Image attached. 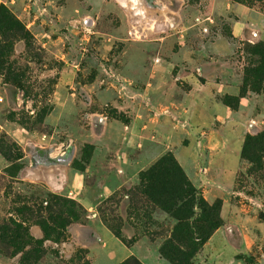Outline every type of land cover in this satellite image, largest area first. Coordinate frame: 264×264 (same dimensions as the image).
<instances>
[{"label":"rangeland","instance_id":"obj_1","mask_svg":"<svg viewBox=\"0 0 264 264\" xmlns=\"http://www.w3.org/2000/svg\"><path fill=\"white\" fill-rule=\"evenodd\" d=\"M186 72L234 76L221 100L247 120L224 234L208 127L192 129L189 172L176 155ZM70 209L64 231L47 219ZM249 217L264 222V0H0V264H175L171 238L188 234L192 264H264V228L238 229Z\"/></svg>","mask_w":264,"mask_h":264},{"label":"crops","instance_id":"obj_2","mask_svg":"<svg viewBox=\"0 0 264 264\" xmlns=\"http://www.w3.org/2000/svg\"><path fill=\"white\" fill-rule=\"evenodd\" d=\"M212 76L211 73H205L204 80H201L194 72H186L183 76L190 83V92L188 99L178 104V107L181 110L180 113L182 116L184 115L183 117L190 126L179 128L177 124L179 135L174 138H182L181 145L176 149V155L182 166L189 172L192 165L198 163L196 146L189 142L192 129L195 132L198 130L204 132L207 129L206 127H208L211 134L205 138V146L208 150V166L206 169L209 173L207 177H211L210 173H218L221 180L212 182L213 184L205 183L204 189L209 201L213 202L219 198L222 199V215L226 224L219 229L218 233L223 232L224 234L225 230H231L229 226H233L232 220L235 219V217H229L231 206H233L231 189L234 186L236 174L241 166L239 153L243 135L247 128V120L242 113L231 109L221 100V95H237L239 93L238 85L236 82H232L235 77L223 72H220L217 79H213ZM160 93L163 94V97L159 96V102L161 99H165V96L170 95L169 90H164V93L160 91ZM214 125L221 127L227 133L228 142H221L219 133L216 131L213 132ZM175 131H178V129H175ZM178 139L175 141L176 143H179ZM186 141L188 144H184ZM51 184V188L57 190L64 186V181L61 178H57ZM105 188L110 187L105 186ZM236 218H240L236 220L244 222V217ZM249 218L253 224H250L251 227H243L240 225L238 229L242 234L246 233V230H249L254 235L257 228H264V222H261L258 217ZM30 232L36 238L43 237V231L37 224L30 226ZM224 236L226 240L228 237L227 234Z\"/></svg>","mask_w":264,"mask_h":264},{"label":"trees","instance_id":"obj_3","mask_svg":"<svg viewBox=\"0 0 264 264\" xmlns=\"http://www.w3.org/2000/svg\"><path fill=\"white\" fill-rule=\"evenodd\" d=\"M14 22L17 21L14 19ZM249 143L250 141L247 142L246 146H245V151L248 152V148H249ZM166 162L164 160H160L155 168L160 167L163 169V167L165 166ZM153 168V170L155 169ZM154 175V172L151 174V177ZM170 200V199H168ZM60 202L63 201L64 203H69V204H73V201L71 200H67V199H63V198H59L56 199L55 202ZM182 202V201H181ZM55 204V203H54ZM49 206V208L51 207V205H47ZM48 208V207H47ZM50 210V209H48ZM69 217H63L60 216L59 217H48V221L54 223L58 228L62 229L63 231L66 229L65 227L70 224V222L72 220H76L77 217H75L74 212L70 209L69 213H68ZM178 220V224L184 229L186 230L187 227L190 225H192L190 222L192 221L193 217H176ZM47 220H40V225L43 228L44 232H45V236L47 238H49L50 234L52 232L55 233V230L53 228V226H50L49 222ZM208 222L212 223L211 220L208 219ZM13 225H15V227L20 228V224L19 223H12ZM222 224V222L220 220L218 221H213L212 225H214L213 227L216 229L218 228L220 225ZM31 240H34L35 242H38L37 239H35L33 236H29ZM173 241H175V244L171 246V248L169 249V251L167 252V256L169 258H171L173 260V263L175 264H192L191 259L192 256L199 250V247L201 244H197L193 241L192 238H189V234L188 236H173L171 238ZM207 239L203 238V241H205ZM122 264H142L137 258H130L127 261L123 262Z\"/></svg>","mask_w":264,"mask_h":264}]
</instances>
